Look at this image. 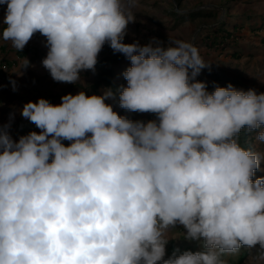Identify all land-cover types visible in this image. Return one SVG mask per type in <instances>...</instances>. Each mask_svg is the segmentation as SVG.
Listing matches in <instances>:
<instances>
[{
    "label": "clouds",
    "instance_id": "clouds-1",
    "mask_svg": "<svg viewBox=\"0 0 264 264\" xmlns=\"http://www.w3.org/2000/svg\"><path fill=\"white\" fill-rule=\"evenodd\" d=\"M136 3L0 0V38L21 52L43 36L54 81L79 82L108 44L131 65L119 106L157 117L118 115L112 89L27 102L39 133L14 141L0 128V264H227L257 246L252 264H264V156L239 143L245 129L264 143V93L209 92L195 77L211 63L191 42L125 43ZM177 225L203 250L164 259Z\"/></svg>",
    "mask_w": 264,
    "mask_h": 264
},
{
    "label": "rangeland",
    "instance_id": "rangeland-1",
    "mask_svg": "<svg viewBox=\"0 0 264 264\" xmlns=\"http://www.w3.org/2000/svg\"><path fill=\"white\" fill-rule=\"evenodd\" d=\"M5 11L6 6H0V37L5 27ZM133 11L136 21L129 23L125 43L146 45L153 38L164 44L176 39L191 42L203 59L211 63L210 69H202L195 77L207 83L209 92L214 91L216 86L227 87L231 84L237 90L255 89L258 94L264 93V27L256 26L264 23V0H137ZM236 23L240 27L232 32ZM217 27L224 30L225 42L215 46L211 45L209 35ZM225 31H230L232 35L227 36ZM3 45L6 51L2 49ZM27 45L32 51L25 57H19L11 43L0 38V67L5 74V77H0V128L7 131L14 141L30 132L41 131L21 115L23 106L29 101L37 102L44 98L51 100L53 105H59L61 97L69 93L75 95L84 91L89 96L103 95L106 89H110L104 81L106 74L115 84L127 86L123 72L131 66L130 61L123 54L114 53L108 44L99 53L95 69L83 70L80 81L75 84L54 81L42 66L48 51L43 36L35 34ZM234 51L241 53V57L231 56ZM4 56L14 64H1ZM26 58L29 66L22 68ZM106 103L118 115L133 121L147 122L157 118L153 113L131 112L121 108L118 96L107 99ZM256 135L257 132L249 133L245 129L239 136V143L264 156V143L257 141ZM70 143L66 140L65 145ZM262 176L264 159L253 179ZM184 231L180 225L169 230L164 259L177 249L178 255L185 251L203 250L201 242L184 239ZM258 247L241 248L238 253L225 255L222 259L227 264H252ZM242 253L245 254L240 258Z\"/></svg>",
    "mask_w": 264,
    "mask_h": 264
},
{
    "label": "trees",
    "instance_id": "trees-1",
    "mask_svg": "<svg viewBox=\"0 0 264 264\" xmlns=\"http://www.w3.org/2000/svg\"><path fill=\"white\" fill-rule=\"evenodd\" d=\"M258 28H262L264 27V23H261L260 25H256ZM240 27V24H235L234 27H233V31L234 32V29H238ZM224 32V30L221 28V27H217L215 29H213V34L209 35L210 37V42H211V45H218L220 43H224V34H222ZM227 32V36H231L232 33L230 31H225ZM3 50L6 51L5 49V45H3ZM32 51V48L28 45H26L23 50L21 52L17 51V54L19 55V57H25L27 56L30 52ZM231 56H233L234 58H240L241 57V53H238L237 51H234L231 53ZM1 64H5L6 66H11L13 63V61H10V59H8L6 56L3 57L2 61H1ZM0 77H5V74L3 73L2 71V68L0 67ZM104 81L106 82L107 86L113 90V92H116L118 96V90L121 88L122 85H117L115 84L111 78H110V75L109 74H106L105 75V78H104ZM50 103H52V101L50 100L49 101ZM152 114V113H151ZM131 118V117H130ZM243 131V130H242ZM241 131V132H242ZM241 134V133H240ZM246 139H244L245 141ZM65 141H62V143H64L65 145ZM244 145V143H243ZM66 146V145H65ZM245 147V146H244ZM246 148V147H245ZM245 253H242L240 258L244 255Z\"/></svg>",
    "mask_w": 264,
    "mask_h": 264
}]
</instances>
